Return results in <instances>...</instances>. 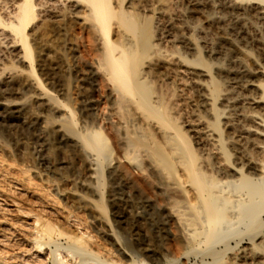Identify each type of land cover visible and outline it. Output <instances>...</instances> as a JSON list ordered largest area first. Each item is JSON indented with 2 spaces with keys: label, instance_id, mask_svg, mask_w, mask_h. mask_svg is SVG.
Returning a JSON list of instances; mask_svg holds the SVG:
<instances>
[{
  "label": "rangeland",
  "instance_id": "rangeland-1",
  "mask_svg": "<svg viewBox=\"0 0 264 264\" xmlns=\"http://www.w3.org/2000/svg\"><path fill=\"white\" fill-rule=\"evenodd\" d=\"M111 1L114 8L118 7L124 11H130L132 8L133 12H131L137 14L139 10H146L147 13H139L141 15L139 20H144L146 15L151 16L154 23L173 24L174 29L191 25L196 20L192 15L189 0H166L167 11L162 15L150 14L158 7V0ZM1 2L2 0H0ZM3 2L2 5L9 8V5L3 4ZM171 5L174 7L170 8ZM179 6L181 7L179 8ZM176 12L180 15H177ZM83 13L80 17H82L81 20L83 17L84 19L80 23V20L74 21L69 17L66 7H60L57 10H51V12L39 11L40 15L38 14L26 29L27 40L33 51V65H29L26 61L15 62V52L13 54L9 50L5 51L2 47L4 38L0 37V66L20 72L19 75L13 77L10 85L15 92L12 97L24 104L16 122V130L12 131L10 138H1L5 144H9L6 145L8 149L11 148L12 153L11 157H5V154L0 151V182L4 184L1 187L6 190L9 188L7 192L15 202L18 200L17 204L26 209L31 207L36 213L41 212L45 221L53 226L56 225L57 227H55L60 232L66 234L58 237L55 244L44 247L41 253L36 252L31 245H28L30 243L27 234H18L21 238L15 235L11 239L10 246L6 248L11 252L15 247L16 259L22 253V256L18 257L19 261L25 256L20 262L15 260L16 264H20L22 261L26 262V259L28 264H35V262L36 264H56L55 262L59 260L64 262L66 260L65 264H72L71 261L73 264H213V261L219 258L222 253L224 260L214 264H226L228 258L237 254L240 247L244 246L248 240L245 239L239 247L237 246L239 239L230 240L228 244L233 248L232 250H226L225 242H221L214 248L220 254L213 255L207 249V245L200 243V236L196 237L190 232L193 230L200 232L202 226L193 223L194 210L191 202L182 189L175 185L176 181L162 170L156 161L154 145L139 146L134 163L123 159L122 151L124 149L130 148L132 144H140V141H146V134L151 131L149 124L165 131H170V129L139 108L133 100H129L122 93L120 94L112 85L105 75V71L103 72L104 69L100 66L101 43L90 27L91 22ZM179 16L181 17L179 18ZM176 19L179 24H175L177 23ZM115 25L116 23L113 25L114 37L116 36L115 32L124 30L118 29ZM207 27L208 25L201 20L193 25V30L194 33H199V30L204 31V36L211 39L219 37L212 28ZM100 46L101 49H99ZM162 46L168 51H175L172 44L164 42ZM255 49H253V53L259 55V63L261 67H264V60L261 57L263 52ZM176 50L181 52L179 48ZM232 54L235 57L237 52L233 51ZM196 58L208 68L212 82L217 83L221 80L217 73V67L208 65L205 50L201 47L197 50ZM247 62H250L248 66L251 70L257 69L252 61L248 60ZM25 76L26 78H23ZM172 78L174 79L173 75L168 78L151 77L148 79L151 85L147 87V90L154 93V96L157 91L167 94V97L170 98L168 99V109L171 110L174 117L172 125L180 129L191 148L197 149L196 137L186 125L198 117L204 118L205 113L197 100V94L189 89V91L181 90L182 83V88L179 85V90L177 89L173 96V92H171L173 83L170 82L173 80ZM177 79H179V84L180 78ZM259 80L264 79L259 78ZM37 81H40L39 86L36 85ZM121 95L123 96L120 97ZM216 101L214 106L216 109H221V103ZM177 103L181 104L177 105ZM191 113L194 114L191 115ZM188 117L190 118L188 119ZM219 119L222 123V117ZM94 131H102L108 137L114 151L111 159L104 162V166L101 167L104 179L102 184L98 180L100 166L96 154L82 141L83 137ZM219 134L221 135L219 145L223 148L225 146L224 150L227 151L228 145H225L223 127L220 128ZM154 142L162 145L163 140L154 138ZM130 149L132 150V147ZM122 163L127 164L128 168L130 167L129 171L120 167ZM4 170L6 171L4 172ZM9 171H11V175L14 174L12 177L9 173L10 176H8L7 172ZM19 174L23 179L18 178ZM28 178L29 181L34 182L32 185L35 184V187L30 184L29 192L27 187H23V191H18L17 189L22 188V184H24L22 181L25 182ZM11 179L12 181L18 180L20 184L16 180L12 182ZM16 184H18L17 188H14ZM98 184L99 187L101 186L100 188L97 187ZM19 193L24 196H17ZM44 197H46V201L43 199ZM47 202L50 203L47 204ZM2 203H0L1 212H3L2 209H6L4 212L10 215L8 218L12 217L13 220L11 218L10 220L17 222V218L12 215L14 213H12L11 207ZM7 209H10L11 213ZM39 209L42 210L39 211ZM74 219L77 220V223ZM261 220L264 222V214H262ZM81 223L83 227H80ZM23 236L26 240L22 238ZM81 237L84 240L90 239L94 246L82 247L80 245ZM19 238L20 240H17ZM17 245L26 248L23 250ZM4 248L5 246L0 247L2 256L8 253ZM70 248H73V251ZM19 250L21 251L17 252ZM27 250H29L28 254H26ZM107 252L111 253L110 257ZM34 256L36 259L39 257L38 260ZM31 258L35 262L33 259L30 261ZM39 260L40 262H37Z\"/></svg>",
  "mask_w": 264,
  "mask_h": 264
},
{
  "label": "bare ground",
  "instance_id": "bare-ground-1",
  "mask_svg": "<svg viewBox=\"0 0 264 264\" xmlns=\"http://www.w3.org/2000/svg\"><path fill=\"white\" fill-rule=\"evenodd\" d=\"M189 1L192 15L195 16L196 20L191 25L174 29L173 24L154 23L151 16L146 15L144 20H139V17H141L139 13H147L146 10H139L137 14L132 13V8L130 11H124L118 7L114 8L111 0H4V2L2 0L3 4L9 5L8 8L3 6L2 2L0 3L2 5L0 6V37L4 38L2 47L5 51L9 50L13 54L15 52V62L21 63L20 61H22L23 63V61H26L31 65L33 51L27 40L26 29L38 16L39 11L51 12V10L66 7L69 11V17L74 21L80 20V23L84 19L83 17L81 20L80 15L84 12L83 14L91 22L90 27L93 29V33L95 32L97 40L101 43L102 49L101 46L99 48L101 49L99 55L100 66L104 69L103 72L105 71V75L112 85L120 94L122 93L129 100H133L139 108L170 129V131H165L149 124L151 131L147 132L146 141H140V144H132V150L131 147L124 149L122 151L123 159L134 163L139 146L154 145V157L159 166L176 181L175 185L182 189L191 202L194 210V214H192L194 217L192 219L193 223L202 227L199 226L201 228L200 232L198 230L190 232L196 237L200 236V243L207 245V249L213 255H217L220 254L214 249L217 244L220 245L219 243L225 242L226 250H232L233 248L228 244L230 240L239 239L237 243L239 247L247 239L248 242L240 247L239 252L231 255L225 263L264 264V222L261 220V216L264 214V80H259V78L264 79V67H261L259 63V55L253 53L255 48L262 50L261 57L264 60V0ZM165 2L166 0H158V7L150 14L162 15L165 13L167 11ZM173 7L170 6V8ZM176 8L180 11L178 7ZM178 14L180 15V13ZM201 20L208 25L207 28H212L219 37L211 39L204 36V31L201 32L199 29V33H194L193 25ZM114 23H116L115 26L118 29H124L123 32H115L116 38L114 37ZM175 24H179L178 21ZM208 36L211 35L208 34ZM164 42L172 44L175 51L166 50L162 46ZM199 47L205 50L208 65L217 67V73L221 79L219 82L214 83L211 81L208 68L203 66L196 58ZM177 48L181 49V52H178ZM233 51L237 52L238 55L236 54L233 57ZM248 60L252 61L257 69L251 70L248 66L250 63L247 62ZM255 65L254 68H256ZM19 74L18 70H8L0 66V151L5 154V157H11V148L8 149L7 145L9 144L6 143V145L1 138H10L12 131L16 128V122L24 105L23 102L12 97L15 92L10 85L13 77ZM170 75L174 76V79L172 78L173 80L170 81L173 83L171 85L173 91L169 89L173 92V96H175L182 83L183 88L181 87V90L189 89L197 94V100L205 113L204 118H194V121L185 124L188 130L194 134L193 136L196 137L197 149L191 148L180 129L172 125L171 122L174 117L170 112L171 110L168 109V99L170 98L167 97V94L157 91L156 96H154V93L147 90V87L151 85L148 81L151 77L168 78ZM23 78H26V76ZM177 78H180L179 84ZM37 84L39 86L40 81H37ZM44 95L47 96V94ZM216 100L221 103V109H216L214 106ZM41 104L43 105V103ZM180 104L177 103V105ZM187 116L185 117L187 118ZM67 117L69 116L67 115ZM221 117L222 123L219 119ZM221 127L225 132V145H228V152L224 150L225 146L223 148L219 145ZM154 138L162 139V145L155 143ZM82 141L87 148L96 154L100 166L99 171L97 170L98 180L102 184L104 179L101 167L104 166V162L113 156V147H111L108 137L102 131L91 132L83 137ZM231 159L232 162H230ZM126 165L122 163L120 167L129 171L130 167L128 168ZM10 172H7V174H10ZM22 173L24 174V172ZM9 174L8 176L11 175ZM20 174L18 178H22ZM15 180L12 181L11 179L12 182H15ZM27 181H29V178ZM16 182L18 183V180ZM22 182L24 184L21 183L22 188L20 185L21 189H17L18 191L24 189L23 187L28 189L34 183L32 181H29L31 183ZM2 183L0 182V203L3 202L9 205L13 211L12 213H14L12 215L18 221H12V217H10L12 219L10 220L8 218L9 214L5 213L6 209H2L3 212L0 209V247L5 246L4 249H7L6 247L10 246L11 239L15 235L27 234L30 243L28 245H31L36 252L41 253L44 247L55 244L58 237L66 235L62 231L60 232L55 224L56 227L45 221L40 214L41 212L36 213L30 206V209H26L17 204L18 200L14 201L7 192L9 188L6 190L1 187V185H4ZM18 184L14 188H17ZM34 185L32 186L35 187ZM97 187H99V184ZM26 194L28 193L26 192ZM19 195L20 197H22L21 195L24 196V194H17V196ZM46 197L43 198L45 201ZM49 203L47 202V204ZM7 210L10 212V209ZM41 210L39 209V211ZM44 212H42L43 215H45ZM75 223H77V220ZM82 225L81 223L80 227H83ZM20 238L17 240H20ZM80 245L89 248L93 247L94 243L90 239L84 240L82 238ZM14 248H11V252L10 249L9 251L7 249L8 253L5 256L0 254V264H16L14 261L18 260L22 253L16 259L17 254H14ZM25 248L20 246V249L24 250ZM70 249L73 251V248ZM29 250L26 251V254ZM79 251L81 250L79 249ZM107 253L110 257L111 253ZM24 257L20 258V261ZM38 258L35 257L36 260ZM111 258L113 257L111 256ZM223 258L222 253L213 262L222 261ZM22 262L20 264L26 263ZM33 262H35L34 259ZM37 262H40V260ZM42 262L44 263V261ZM65 262L67 263L66 260ZM65 262L59 260L55 263L65 264ZM70 263L73 264L72 261Z\"/></svg>",
  "mask_w": 264,
  "mask_h": 264
}]
</instances>
